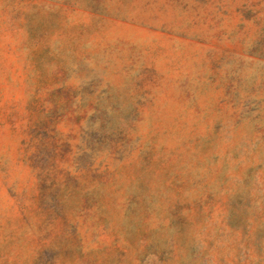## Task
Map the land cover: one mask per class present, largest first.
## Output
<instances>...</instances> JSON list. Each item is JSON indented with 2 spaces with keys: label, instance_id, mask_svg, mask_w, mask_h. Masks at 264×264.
<instances>
[{
  "label": "rangeland",
  "instance_id": "1",
  "mask_svg": "<svg viewBox=\"0 0 264 264\" xmlns=\"http://www.w3.org/2000/svg\"><path fill=\"white\" fill-rule=\"evenodd\" d=\"M0 264H264V0H0Z\"/></svg>",
  "mask_w": 264,
  "mask_h": 264
}]
</instances>
